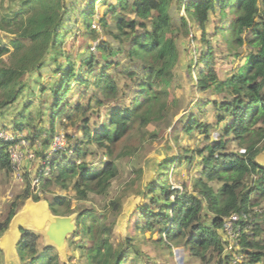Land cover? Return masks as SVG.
Returning a JSON list of instances; mask_svg holds the SVG:
<instances>
[{"label":"trees","instance_id":"obj_1","mask_svg":"<svg viewBox=\"0 0 264 264\" xmlns=\"http://www.w3.org/2000/svg\"><path fill=\"white\" fill-rule=\"evenodd\" d=\"M11 1L7 5L0 0V33L12 34L10 43L14 47H0V110L17 104L33 73L54 67L56 80L49 86L53 101L44 111V99L39 102L38 111L30 109L33 101L25 104L17 118V129L29 131L31 146L36 147L39 142L47 148L39 153L46 158L58 118L82 117L79 127L83 142L72 143V152L54 155L50 162L53 177L42 184L43 190L53 185L63 190L73 186L79 200L106 193L119 174L117 158L135 152L129 139L145 136L151 124L166 118L176 102L171 99L170 88L181 61L176 35L181 27L186 33L195 31L198 57L190 59L189 72L199 91L210 96L202 108L208 113L205 107L211 105L215 119L204 121L197 113L186 116L182 135L198 132L204 136V144L197 148L179 146L177 155L158 164V176L142 191L148 201L140 213L146 220V229L158 228L160 242L167 247L182 243L203 260L213 250L220 257L217 264L264 263V222L257 219L240 236L235 251L242 256V262L235 263V255L225 252L228 242L223 232L225 217L248 212L264 202V164L258 160L264 152V10L259 0H102L116 21L112 23L107 12L99 20L110 36L101 42L92 25L99 0H87L84 7L78 0ZM182 11L185 15L175 27L173 13ZM76 15L82 16L84 27L95 34L92 46L96 50L91 47L90 53L81 55L79 60L65 45ZM244 46L249 53L243 63L222 79L216 69L217 58L239 54ZM118 55L127 61L119 73L116 70L120 61L114 59ZM75 85L79 89L73 100ZM94 106L105 109L107 117L97 131L92 130L87 116ZM46 115L53 130L42 124ZM25 118L28 121H21ZM93 142L106 155L102 169H94L87 162L84 148ZM15 143L0 138V170L7 174L12 170L9 149ZM197 158V174L191 187L188 183L182 190L173 187L168 175L170 167L191 164ZM27 185L13 201L4 221H0V238L17 212L18 199L31 197L30 181ZM66 196L44 199L53 214L70 215L71 201ZM260 217L264 221V213ZM76 222L74 235L81 234L82 240L88 238L92 242L86 250L89 264H150L143 259V252L135 249L131 237L118 245L103 238L102 233L113 230L114 224L109 229L93 211L79 212ZM21 232V262L58 263L52 254L56 247L47 245L40 252V234L28 228H21Z\"/></svg>","mask_w":264,"mask_h":264},{"label":"rangeland","instance_id":"obj_2","mask_svg":"<svg viewBox=\"0 0 264 264\" xmlns=\"http://www.w3.org/2000/svg\"><path fill=\"white\" fill-rule=\"evenodd\" d=\"M2 1H4V3L8 2L7 5H10L12 2L11 0ZM86 1L87 0H78V4L81 7H84ZM259 6L262 10H264V0H259ZM96 8V13L94 15L95 21L92 25L96 27V30L98 31L96 34L98 35V38H100L99 40L101 42L102 39L110 36L105 33V29H103L99 20L106 12L110 18L112 17V23H115L116 18L112 13L108 12V4H105L102 0L97 2ZM3 9L8 11L9 7H4ZM184 15V11L173 13V18L176 23L174 24L175 27H179L181 24L180 19ZM82 19V16H73V22L70 23L72 24V34L68 37L69 39L65 44L66 49L71 51L77 60H79L81 55H88L91 47L94 51L96 50L95 47H93L94 45L92 46L95 34L92 32L90 33L88 29L84 27ZM109 29L110 28H108V30ZM179 31L180 32L177 33L176 38L180 48L181 61L176 80L170 88L171 99H174L176 102L167 113L166 118L159 123L151 124L148 129L146 128L148 132L145 136L132 137L129 139V142L131 143L130 148L134 149L133 151L135 152L132 155H122L117 158L116 161L119 168V174L117 177L112 179L106 193L102 195L91 194L88 199L79 200L76 198V191L73 186L69 187L67 190H63L58 185H53L48 190H43L42 186H40L39 193H36V191L34 193L32 191L33 188L31 181L33 177L36 176L37 168L40 166V161H42V156L39 155V153L46 152L47 150V148L45 149V147L40 145L38 142L36 143V148L31 146V148L36 149L37 159L29 160L28 158H24L20 166L19 164L14 165V168L12 165L10 174L0 170V221H4L13 201H16V197L22 194L26 186H28V181H30L29 188L31 191V197L18 199L19 201H17L18 204L16 206L18 208L15 216L24 211L29 201L37 202L43 201L45 197L51 198L54 195H67L66 197H68L71 201L70 207L72 213L70 215L75 218V222L79 212H82L83 210L93 211L94 214L99 217L100 222H105V225L109 226V229L111 228V224H114L113 230L111 228L110 231L102 233L104 235L103 238H107L113 245H118L119 242H123L126 238L131 237L133 239L135 249L137 250L138 248L143 252L142 254L145 262L151 261L154 264H217L220 257L218 253L213 250L208 251L206 260H203L202 258L194 255V253L182 245V243L177 246L167 247L160 242L161 234L158 228H153L151 230L146 229V220L140 213V211H142V207L146 201H148L142 194V191L149 181H152L158 176V164L163 162L168 157L177 155L179 153L178 151L181 150L179 146L197 148L198 146L204 144V136H199L198 132L193 133V135L188 137L183 136L184 132L182 127L186 116L192 113H197L200 118L204 117V121H212L211 117L215 119V111L211 105H207L205 107V109H208L205 110L206 112L208 111V113H204V108H202L204 103L207 102V98L210 96L202 94L199 91L196 86L195 77H193V74L191 75L189 72L191 62L190 59L193 57L197 59L198 57V54L195 53V51L198 50V43L193 39V33L195 31H192V33H186L183 27H181ZM12 38L13 36L10 33H0V47L5 44L8 45L11 50H14V47L10 43ZM248 53L249 49L244 46L240 49L239 54H225L220 58H217L216 69L219 76L224 79L226 76L236 71L241 63H243L244 58ZM114 59L116 62L120 61V66H118L116 70V72L119 73L122 71L123 67L127 65V61L123 55H118ZM53 70L54 67L50 66L49 68L42 70L41 73H33L32 78H30L28 82L30 85L27 84V88L25 90L26 93L19 97L17 104L13 107H7L0 110V137L8 136V138H11V136L14 135L18 136V138H25L27 141L29 140V131L25 130L22 132L17 129V127L19 128L18 124H20L17 122L19 121L17 118L21 116L20 113H22L24 105L30 101H33L32 103H34L30 109L34 110L33 108H37V111L39 110V102L42 99H44V102L47 103V106L44 105L45 103L43 104V111L46 110L49 103L53 101L51 88H49V86L51 87L50 83L52 81L55 82L56 80V74ZM118 82L122 84L121 79H119ZM78 89V86L75 85L73 100L77 98L76 93H78ZM126 104L128 103L126 102ZM104 113L105 109L102 111V109H98L95 106L89 110L87 116L90 117L93 131L100 129L101 125L106 122L107 117ZM24 115L27 114L25 113ZM48 117L49 116L46 115V121H43L42 124H44L50 131V129L53 130V127L49 122ZM81 118L82 117L79 115H76L73 116L72 119H68V116L64 115L63 118H58L56 121L57 127L53 134L56 135L57 133H63L66 139V144L68 143V145H70L67 150L69 149L71 152L74 148H72V143L75 144L76 141L81 143L83 142L81 127H79L81 124ZM21 121L26 122L28 120L25 118ZM34 122H37L39 126L41 124L37 118H34ZM30 131L33 132L32 129H30ZM215 131L216 129L213 130V132ZM68 135L71 137H68ZM231 146L232 149L237 147L234 142ZM121 148L122 145L115 151V153H119ZM84 149L88 152V156L86 158L87 162L92 164L94 169H102L106 162V155L99 150L96 143L93 142ZM19 150H23L22 146H19ZM68 151H62L55 156H62L65 153H68ZM53 157H51V159ZM258 160L264 164V152L259 155ZM197 164L198 158L191 164H184L177 167H175V165L171 166L168 175L173 187L182 190L184 188L183 185L188 183V188H190L194 180V176L197 174ZM52 177L53 175H51L49 179ZM174 198L175 196L173 195L172 199ZM260 204L256 207L264 208V202H262V205ZM14 217L11 220L9 228L3 232L2 237L0 238V264H16L14 262L12 263L13 259H19L17 246L19 241L17 238L18 236L15 237V234L13 233L14 238L11 237L10 234H7L11 230L10 228ZM262 219L263 217L258 218L261 223L264 222ZM24 228L34 229L40 234L41 237L38 241L40 252L45 249V246L49 245L48 239L42 230L36 229L33 226H26ZM74 234L75 232L68 236L66 246L62 251L58 248L53 250L52 254L57 259V264H89L86 250L90 248L92 242H90L88 238L82 240L80 237L81 234ZM8 238L10 240L12 238L13 239L8 242ZM226 249H228L227 244ZM226 249L225 252L231 253ZM27 262L28 261L20 262L19 260L17 264H28ZM151 262L149 263L151 264ZM36 264H41V262H37ZM46 264L50 263L47 262ZM231 264L234 263L231 262Z\"/></svg>","mask_w":264,"mask_h":264},{"label":"built area","instance_id":"obj_3","mask_svg":"<svg viewBox=\"0 0 264 264\" xmlns=\"http://www.w3.org/2000/svg\"><path fill=\"white\" fill-rule=\"evenodd\" d=\"M6 141H16L15 144L10 146V153L12 157V165L19 164L24 158H28L29 160L37 159L36 149L31 148L30 141L26 140L25 138H18V136L12 135L11 138L7 137H0ZM20 140V141H17ZM19 146H22L23 150H19ZM38 146V145H37ZM68 143L66 144V139L63 133H57L51 142V145L46 153V158H41L40 166L37 168V174L33 177L31 184H32V191L35 193H39L40 186L42 183L51 176L52 174V167H51V157L56 154L61 153L62 151H68ZM36 148V147H35ZM68 152H71L69 150ZM17 159V160H16ZM15 168V167H14ZM32 192V193H33ZM264 213V208L256 207L248 212L243 213H233L224 219V227L223 231L227 238V247L228 251L235 255L234 262H242V256L236 253V249L239 246V238L243 232L247 229H250L254 223L257 221L258 217H260Z\"/></svg>","mask_w":264,"mask_h":264},{"label":"water","instance_id":"obj_4","mask_svg":"<svg viewBox=\"0 0 264 264\" xmlns=\"http://www.w3.org/2000/svg\"><path fill=\"white\" fill-rule=\"evenodd\" d=\"M33 226L42 230L49 245L63 250L68 236L76 231L75 218L72 215H55L48 201H29L22 213L16 215L12 223L15 236L22 234L21 228Z\"/></svg>","mask_w":264,"mask_h":264},{"label":"crops","instance_id":"obj_5","mask_svg":"<svg viewBox=\"0 0 264 264\" xmlns=\"http://www.w3.org/2000/svg\"><path fill=\"white\" fill-rule=\"evenodd\" d=\"M43 201H47V200L44 199ZM10 229H11V230H10L9 233H7V234H8V235L10 234L11 237H14L15 235L13 236L14 231H12V225H11V228H10ZM15 237H16V236H15ZM15 237H14V238H15ZM21 237H22V234H21L20 236L17 237V238L19 239V241H18V243H17V246H18V244H19V242H20ZM8 239H9V238H8ZM12 239H13V238H12ZM12 239H11V240L9 239L8 242H9V241H12ZM3 248H4V247H3ZM19 260H20V259H13L12 262H14V263L17 264V262H18ZM156 260H157V259H156ZM20 262H21V261H20ZM148 262H151V261H148ZM151 263H152V262H151ZM153 264H154V263H153ZM155 264H156V263H155ZM260 264H264V263H260Z\"/></svg>","mask_w":264,"mask_h":264},{"label":"clouds","instance_id":"obj_6","mask_svg":"<svg viewBox=\"0 0 264 264\" xmlns=\"http://www.w3.org/2000/svg\"><path fill=\"white\" fill-rule=\"evenodd\" d=\"M48 149H49V148H48ZM51 175H52V174H51ZM50 177H51V176H50ZM50 177H49V178H50ZM49 178H47V179H49ZM47 179H46V180H47ZM46 180H45V181H46ZM262 208H263V207H262ZM76 226H77V224H76ZM223 232H224V231H223Z\"/></svg>","mask_w":264,"mask_h":264}]
</instances>
